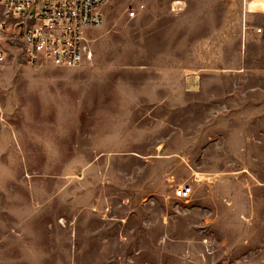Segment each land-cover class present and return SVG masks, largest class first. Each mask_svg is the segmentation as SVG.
Masks as SVG:
<instances>
[{"label":"rangeland","instance_id":"obj_1","mask_svg":"<svg viewBox=\"0 0 264 264\" xmlns=\"http://www.w3.org/2000/svg\"><path fill=\"white\" fill-rule=\"evenodd\" d=\"M253 1L112 0L75 69L0 41V264H264Z\"/></svg>","mask_w":264,"mask_h":264},{"label":"built area","instance_id":"obj_2","mask_svg":"<svg viewBox=\"0 0 264 264\" xmlns=\"http://www.w3.org/2000/svg\"><path fill=\"white\" fill-rule=\"evenodd\" d=\"M112 0H0V39L20 41L26 62L75 69L91 60L90 33L105 24L104 7ZM244 0L245 7L249 6ZM144 10L131 9L128 19ZM262 29H255L261 34ZM7 53L0 50V63ZM177 198L187 201L192 188L180 186Z\"/></svg>","mask_w":264,"mask_h":264},{"label":"bare ground","instance_id":"obj_3","mask_svg":"<svg viewBox=\"0 0 264 264\" xmlns=\"http://www.w3.org/2000/svg\"><path fill=\"white\" fill-rule=\"evenodd\" d=\"M261 5H263V4H261L259 2H256V1L251 2L249 4V8H250L249 12H255V9L258 8V7H261Z\"/></svg>","mask_w":264,"mask_h":264},{"label":"crops","instance_id":"obj_4","mask_svg":"<svg viewBox=\"0 0 264 264\" xmlns=\"http://www.w3.org/2000/svg\"><path fill=\"white\" fill-rule=\"evenodd\" d=\"M0 41H3V40L0 39Z\"/></svg>","mask_w":264,"mask_h":264}]
</instances>
